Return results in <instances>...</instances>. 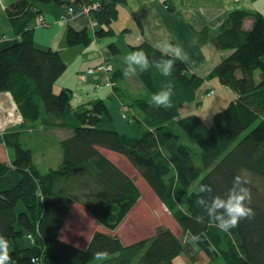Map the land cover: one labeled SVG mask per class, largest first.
<instances>
[{
  "label": "trees",
  "instance_id": "16d2710c",
  "mask_svg": "<svg viewBox=\"0 0 264 264\" xmlns=\"http://www.w3.org/2000/svg\"><path fill=\"white\" fill-rule=\"evenodd\" d=\"M52 2L66 4L63 0H19L7 8L20 40L0 49V92L12 93L23 115V126L37 120L46 128L64 126L62 118L71 114H75L80 125L61 141V164L46 173L39 170L32 150L21 142L24 131L0 133V235L8 242L11 264H173L185 251L180 237L170 229H160L154 236L129 245L115 234L141 196L135 178L102 150L117 152L135 166L174 211L184 232L193 237L197 251L208 257V264L220 259V264H264V16L255 14L253 27L245 33L244 14L235 12L219 31L203 33L220 52H230L207 80L217 77L238 95L213 115L211 124L199 115L179 116L185 104L200 96L205 85L203 77L192 73L184 59L162 56L159 48L149 42L131 45L132 52L143 50L153 62L148 70L138 73L148 94L136 102L145 112L144 123L149 129L137 138L99 126L102 115L108 112L103 100L75 112L71 104L73 91H55V83L66 72L67 63L58 50L37 46L35 29L30 26L38 16L45 18L37 4ZM123 2L103 0L100 8L91 13L98 25L95 35L88 28L77 30L69 25L67 45L87 47L94 36H115L112 23L118 19V6ZM109 48L115 55L120 53L116 42L110 43ZM161 59L173 61L170 77L163 76L154 66ZM257 70L259 79L255 76ZM120 72L114 67V72L107 73L114 82L107 85L117 88ZM169 81L174 85L172 107L150 103L152 94ZM187 141L200 145V162L193 158ZM4 146L11 159L3 156ZM163 152L178 166L177 174H171V164L163 158ZM236 175L248 181V206L254 215L224 232L210 222L195 202L201 196L208 198V194L199 191L202 185L211 186V195H225ZM63 179L72 183L62 186ZM195 183L198 190L183 201L187 208L184 210L178 204ZM75 200L108 230L96 232L86 249L60 239ZM20 202L23 204L18 211ZM23 239L31 245L23 246ZM97 251L107 255L96 260ZM192 257L195 264H204Z\"/></svg>",
  "mask_w": 264,
  "mask_h": 264
},
{
  "label": "crops",
  "instance_id": "0c3cea01",
  "mask_svg": "<svg viewBox=\"0 0 264 264\" xmlns=\"http://www.w3.org/2000/svg\"><path fill=\"white\" fill-rule=\"evenodd\" d=\"M17 1L19 0H0V49L7 48L20 40V35L15 31L7 15V8ZM63 1L66 4L38 3V9L43 12L45 20L49 24L38 26L36 19L30 23V26L35 29L36 45L45 49L58 50L67 63L66 72L55 83V91L59 92L63 88L73 91L71 104L75 112L91 108L98 101L103 100L108 112L102 115L99 126L104 123L101 127L114 129L122 134L137 138L149 129L144 123L145 112L136 102L148 94L142 81H135V78L139 77V70L134 75L125 76L124 69L113 64L115 71L122 70L119 73L120 78L117 79V88L106 84L110 80V76L106 72L90 73L88 71L89 67L103 61L113 63L111 59L115 56L109 48L110 43L119 41L118 38H123L130 41L131 45L149 42L157 47L158 44L167 42L178 46L179 57L188 63L192 73L205 79L203 87L208 89L214 87L211 83L212 79L217 80L218 78L207 80V77L230 52H220L209 37H203V33L206 30L219 31L225 21L235 12L244 14L243 30L245 33L253 27L255 14L261 13L264 16V0H125L118 6V18L120 13H125L131 21L130 25L117 24L116 20L112 23L115 36L102 38L94 36L90 46L86 48L79 45V47L74 46L72 54L65 58L64 55L69 53L70 48L66 43L67 27L71 25L77 30L88 28L92 35H95L98 25L95 24L97 21L93 15L85 14L78 9L66 14V7L75 4L76 0ZM62 14H66L67 18L63 19ZM262 59L264 62V56ZM79 61L80 65L76 70ZM255 76L259 79L260 71L258 74L255 72ZM132 82L134 86L131 84ZM224 87L230 91L229 99L223 102L224 107H227L232 100L238 98V95L228 87ZM216 112L213 110L211 118ZM62 120L65 123L64 126L52 128L44 127L41 120L23 126L24 118L12 93L9 91L0 92V133L12 130L24 131L25 133L21 135V142L32 150L34 162L42 173L61 164L63 160L61 141L71 135L74 129L80 125L75 114L64 117ZM62 132L64 134H61ZM51 139L58 143L59 149H51L50 145L54 143ZM3 156L11 159V153L6 146H4ZM116 163L118 164V162ZM75 203L60 232V239L67 241L64 235L69 228L74 230L73 223L76 222L80 226H76L75 229L82 234L83 240L81 243L75 241L71 244L86 249L96 232H108V230L81 202ZM124 221L114 232L125 245L155 235L154 233L146 238L132 240L126 234L121 233ZM175 259L173 264H177V262L188 264L187 261H189L184 253Z\"/></svg>",
  "mask_w": 264,
  "mask_h": 264
},
{
  "label": "rangeland",
  "instance_id": "374dc122",
  "mask_svg": "<svg viewBox=\"0 0 264 264\" xmlns=\"http://www.w3.org/2000/svg\"><path fill=\"white\" fill-rule=\"evenodd\" d=\"M119 23L122 25H130L131 21L125 13H120V17L117 19V24ZM118 40L119 41H115V42L120 48V53L116 55L112 53L113 56L115 57H113L111 61L113 62L112 64L118 65L121 68L125 69L127 65L124 62V58L130 52H132L130 50L131 42L126 41L123 38H118ZM79 46H82V45H79ZM79 46L77 45V47ZM73 47L69 48L68 50L69 53L64 55L65 58H68L72 54V51H74ZM79 65H80V61L79 63H77L76 70ZM137 70L140 71L139 68H137ZM256 73L258 74L259 71H256ZM71 74H72V71L70 72V75ZM135 81L136 82L140 81V78L139 77L135 78ZM107 83L108 82H106V84ZM211 83L212 85H214V88L215 87L217 88L216 89L217 91L212 93L211 95L206 96L208 90H203V88H201L200 96L196 99V101L185 104L182 107L179 116L184 117L188 115H199L205 120L207 124H211V120H212L211 115L213 113V110H216L218 112L224 109L225 105H223V102H226L230 97L229 95L230 91H228L223 85H221L218 79L217 80L215 78L212 79ZM131 84L133 85L134 83L132 82ZM204 89H207V88H204ZM220 105L223 107H219ZM102 125H104V123H102ZM61 134H64V133L62 132ZM51 140L54 141V143L50 145L51 149L53 150L59 149L58 143H56L55 140L53 139ZM187 145L191 150L193 158L196 161L200 162L201 154H202L200 145H198L196 142H190V141H187ZM102 152L105 153L113 161L118 162V164L126 172H128L130 175H132L135 178L138 189L140 191L141 197L136 201L132 210L127 214L126 218L124 219L125 221L123 220L124 223L122 224L121 233L123 235L126 234L127 237H129L132 240H138V239L151 236L152 234L156 233L160 229H170L178 237H180L182 244L184 246V249H185L183 253L189 258V261H187L188 264H195L193 261V257H192L193 255H194V258L198 260L199 263L208 264L209 262L208 257L205 256L201 251L200 252L197 251V247H196L193 237L190 234L184 232L183 228L181 227V225L178 223V221L176 220L174 216V211L170 210V208L160 199V197L151 188V186L148 184L145 178L139 174V171L135 168V166L125 156L117 152H112L110 150H102ZM162 156L168 163L171 164V174L172 175L177 174L178 166L172 161L170 156L164 152L162 153ZM201 176H202V173H201ZM201 176H199V178ZM60 183L63 186V185H69L72 182H70L69 180L63 179L61 180ZM197 190H198V186L195 183L189 188L182 202L178 204L179 207H182L184 210H186L187 208L184 205L183 201L187 199V197L190 195L192 191H197ZM75 202H79V201L75 200L73 204ZM22 204L23 203L20 202L19 206L17 207L18 211L21 210ZM73 226H74V230H72L71 228L69 229L66 228L68 230L66 231L64 235L65 239L69 242L64 241L62 239L61 240L69 244H71V242L75 243V241L77 243L79 242L81 243V241L83 240L82 234L77 232V229H75L80 225H77L75 222V224L73 223ZM23 243H24L23 246L31 245V243L29 241H25V239H23ZM73 243L71 245H73ZM40 261L41 260H39V262ZM221 262L223 263V259H220L219 261L214 262L212 264H220ZM177 264H181V262H177Z\"/></svg>",
  "mask_w": 264,
  "mask_h": 264
},
{
  "label": "clouds",
  "instance_id": "9594fccd",
  "mask_svg": "<svg viewBox=\"0 0 264 264\" xmlns=\"http://www.w3.org/2000/svg\"><path fill=\"white\" fill-rule=\"evenodd\" d=\"M157 47L163 55H173L179 57V47L169 44L167 42L158 44ZM127 67L124 69V75H134L137 68L140 71H146L153 62L149 60L148 56L143 50L130 52L124 58ZM154 66L159 72L165 76L170 77L174 69L172 60L161 59L154 62ZM174 85L171 81L163 84L159 91L152 94L150 103L158 107L170 108L172 107ZM248 181L241 175H236L233 178L232 187L223 196L211 195L212 188L210 185H202L199 189L201 193L208 194L206 199L204 196L196 200V204L204 209L211 223H214L221 231L228 232L230 229L238 226L240 220L251 218L254 215L253 209L248 206L251 201V192L246 187ZM8 242L0 235V264H11V257L8 252ZM107 255L106 252L97 251L94 253L96 260H102Z\"/></svg>",
  "mask_w": 264,
  "mask_h": 264
},
{
  "label": "built area",
  "instance_id": "2783aa9c",
  "mask_svg": "<svg viewBox=\"0 0 264 264\" xmlns=\"http://www.w3.org/2000/svg\"><path fill=\"white\" fill-rule=\"evenodd\" d=\"M102 1L103 0H76L75 4L66 7V14L72 13L78 9L85 14L92 15L91 13L93 11L100 8V6L102 5ZM66 14L64 15L63 19L67 18ZM36 23L38 26H47L49 24L46 22L45 18L42 15L36 18ZM95 24H97V22ZM97 71H104L108 74H111L112 72H114V66L112 63L103 61L102 63H99L98 65L89 69L90 73H95ZM107 84L113 85L114 82L110 80ZM209 91L207 92L206 96L216 92V88L212 87L211 91Z\"/></svg>",
  "mask_w": 264,
  "mask_h": 264
}]
</instances>
